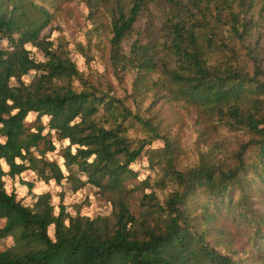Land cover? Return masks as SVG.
I'll use <instances>...</instances> for the list:
<instances>
[{"label": "trees", "instance_id": "trees-1", "mask_svg": "<svg viewBox=\"0 0 264 264\" xmlns=\"http://www.w3.org/2000/svg\"><path fill=\"white\" fill-rule=\"evenodd\" d=\"M48 1L0 0V33L16 46L9 55L0 51V136L5 139L0 142V220L6 221L0 239L15 235L28 247L24 253L0 251V264H264V211L257 206H264V0H195L198 14H193L194 22L172 25L176 68L164 65L160 70L155 58L143 50H135L122 67L126 70L132 65L137 70V95L157 89L155 102L185 103L210 127H214L212 118L218 116L229 129L250 136L237 150L234 165L203 154L195 167L184 170L175 165V142L162 136L152 120L134 115L124 105L121 110L122 101L97 88L77 91L53 86L55 80L80 73L72 62L50 50L49 60L38 63L26 49V45L36 44L51 22ZM140 10L137 2L129 15L124 8L117 10L111 40L116 68L126 61L120 54L121 44L133 33ZM196 29L204 30V43L198 40ZM31 71L43 72L39 85L23 81ZM12 80L19 86H12ZM43 81L50 87L43 86ZM100 111L108 116L96 123L92 118ZM30 113L38 114L37 122L50 119L51 131L70 142L67 164L78 165L89 175L88 182L98 187L107 178L117 183L142 157L147 143L164 140L166 164L155 187L168 189L171 185L172 190L164 205L158 204L155 192L145 195L143 202L148 216L162 214L165 222L144 219L138 223L124 201L119 202L114 225L108 219L72 216L64 206L56 215L49 194L42 195L35 208L25 206L15 192L7 191V176L32 170L48 182L61 183L65 177L59 165L35 157L34 149L44 144L45 154L54 145L43 135L45 126L36 132L26 127ZM78 118L81 122L74 124ZM130 118L150 134L134 150L124 138L128 130L124 123ZM214 129L208 132L213 137ZM204 142L214 150L219 146L209 138ZM73 147H78L75 154ZM119 156L126 162L118 164ZM3 162L10 168L8 174ZM46 168L52 176L46 174ZM70 179L76 190L85 186V182ZM26 185L31 189L33 183ZM201 196L204 202L195 210L193 200ZM223 211L236 226L250 232L252 248L244 255L246 259L230 233L213 228ZM51 226L55 227L54 237Z\"/></svg>", "mask_w": 264, "mask_h": 264}, {"label": "rangeland", "instance_id": "rangeland-1", "mask_svg": "<svg viewBox=\"0 0 264 264\" xmlns=\"http://www.w3.org/2000/svg\"><path fill=\"white\" fill-rule=\"evenodd\" d=\"M135 2L141 5V10L133 25V33L128 35L121 44L120 54L126 61L116 68L111 45L113 22L119 8H124L129 15ZM194 2L195 0H59L57 2L49 0L47 7L53 14L51 22L41 31L36 44H28L26 49L30 52V57L38 63L49 60L47 50H50L60 55L63 60H69L75 65L80 74L73 78L55 80L53 86L56 88H71L77 91L97 88L101 92L109 93L115 101H122L123 104L119 103L121 110L125 106L134 115H140L145 120H152L162 136L166 135L175 142L177 169L195 167L203 154H212L216 162L232 166L235 164L240 145L247 143L250 139L246 132L229 129L218 116L212 118L214 127H210L199 118L192 106L185 103H173L166 99L155 102L154 92L157 89L137 95L134 87L137 70L132 65H128L126 70L122 69L135 50H143L153 56L162 71L164 65L176 68L178 60L171 49L174 39L172 25L183 21L194 22L193 14H198ZM204 33L203 29H196V36L202 43L206 41ZM261 43L264 44V31ZM14 47L16 50L15 45ZM42 74L43 72L31 71L28 76L23 77V81L27 85H39L42 82ZM11 85L19 86V82L12 80ZM45 85L50 87L43 81V86ZM98 95L102 94L98 92ZM107 116V113L100 111L92 120L99 123ZM37 117V113H30L25 121L26 127L36 132L42 125L45 126L43 135H48V140L52 141L54 149L43 154L46 146L42 144L34 149V155L38 159L44 158L46 161L59 165L65 177L61 183H57L55 179L48 182L41 179L36 172L28 170L18 173L15 177L5 178L9 193L15 192L18 200L31 208L36 207L42 195L49 194L56 215L59 214L61 206H64L72 216L80 215L91 220L108 219L111 225L116 223L119 202L124 201L138 223L144 219L165 222L166 218L162 214L154 213L148 216V210L143 202L145 195L155 192L158 204L164 205L167 195L172 190L171 185H168V189L155 187L156 181L163 177L166 164L165 154L162 151L165 148L164 140L154 139L152 143H147L142 157L129 166V171L124 172L117 183H111L107 178L103 179L102 186L98 187L88 182L89 175L82 172L78 165L67 164L65 154L70 142L63 140L57 131H51L50 119L45 117L41 122H37ZM134 121L133 118L125 121L124 127L128 130L125 137L123 136L132 150L138 149L144 140L150 139V134L145 127ZM80 122L81 119L78 118L74 124ZM110 124L106 127L108 128ZM212 128H215L214 137L208 134ZM205 138H209V142L218 143V148L214 150L205 145ZM4 141L5 139L0 136V142ZM77 150L78 147H73V154L77 153ZM125 162L124 156L117 158L118 164ZM2 166L8 174L10 168L5 162ZM41 166L42 164H38V167ZM45 170L48 176H52L50 169ZM70 177L85 182V186L76 190V185ZM27 183H33L31 189L27 187ZM193 201V208L197 210L204 202V198L201 196ZM257 206L259 211H264V206ZM218 218L219 221L213 228L230 233L236 239L240 256L246 259L244 255L252 248L249 242L250 232L244 227L236 226L233 218L228 217L226 211L219 212ZM5 223V220H0V228H3ZM50 234L54 237V226L50 227ZM9 249L24 253L28 247L25 243L19 242L15 235H11L0 239V251ZM221 251L224 252L223 249ZM247 264L250 262L248 261Z\"/></svg>", "mask_w": 264, "mask_h": 264}, {"label": "built area", "instance_id": "built-area-1", "mask_svg": "<svg viewBox=\"0 0 264 264\" xmlns=\"http://www.w3.org/2000/svg\"><path fill=\"white\" fill-rule=\"evenodd\" d=\"M0 51L4 54H9L13 51H15L14 44L12 40L0 33Z\"/></svg>", "mask_w": 264, "mask_h": 264}]
</instances>
